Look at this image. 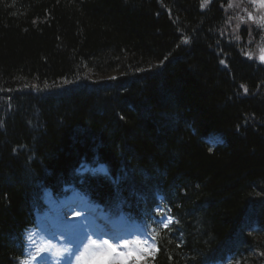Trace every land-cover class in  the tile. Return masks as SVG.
Listing matches in <instances>:
<instances>
[{"label":"trees","instance_id":"obj_1","mask_svg":"<svg viewBox=\"0 0 264 264\" xmlns=\"http://www.w3.org/2000/svg\"><path fill=\"white\" fill-rule=\"evenodd\" d=\"M229 3L0 0V264L81 161L110 169L81 188L111 211L164 197L177 222L143 264L264 263V44Z\"/></svg>","mask_w":264,"mask_h":264},{"label":"snow or ice","instance_id":"obj_2","mask_svg":"<svg viewBox=\"0 0 264 264\" xmlns=\"http://www.w3.org/2000/svg\"><path fill=\"white\" fill-rule=\"evenodd\" d=\"M205 2H206V0H205ZM259 3H260L261 7H264V0H259ZM245 91H246V89H245ZM95 171L103 172L104 174H107L106 169H104L103 167L96 169ZM165 220L170 221L171 218L165 217L164 219L161 220V224L163 225V227L167 228L168 224L165 223ZM117 243L120 247L125 248V249H129L132 244H135L136 246L131 248V250L127 253V255L132 256L134 254H138L141 251V248L145 242L141 241V240H135V241L123 240V241H119ZM90 244L95 246L98 249L101 247H106L107 252L101 253V255H108V254H115L116 256L123 255L122 253L118 252L117 245L112 244L107 239H102L101 243H97L96 240H91ZM147 250H148L147 248H143V251H147ZM76 251H79V249H77ZM81 264H95L94 258H91L87 255V248L85 249L84 258L81 260ZM110 264H126V262L124 260H117V259L113 258L110 261Z\"/></svg>","mask_w":264,"mask_h":264},{"label":"bare ground","instance_id":"obj_3","mask_svg":"<svg viewBox=\"0 0 264 264\" xmlns=\"http://www.w3.org/2000/svg\"><path fill=\"white\" fill-rule=\"evenodd\" d=\"M42 209V206L40 207L39 210ZM68 231L66 233L61 234V236L54 237L53 241L59 242V244L64 245L63 247L61 246L59 249L61 251H57V253L53 254L51 252L50 248L46 249L45 256L44 258L41 259L39 264H63L65 260L68 258L67 255L70 252V248L73 244L74 238L77 236L79 237L82 235L84 228L82 227V224L80 222L76 223H71V226H67ZM22 230L24 232L30 231V227L26 224ZM73 235H70V234ZM51 255L49 254V252ZM69 256V255H68ZM105 264L103 261L101 264Z\"/></svg>","mask_w":264,"mask_h":264},{"label":"rangeland","instance_id":"obj_4","mask_svg":"<svg viewBox=\"0 0 264 264\" xmlns=\"http://www.w3.org/2000/svg\"><path fill=\"white\" fill-rule=\"evenodd\" d=\"M261 16L264 17V12L261 13ZM263 63H264V59H263ZM114 73L107 77V78H111V77H114ZM39 235V239H40V242L37 246L34 247V251L37 253V254H40V253H43L47 248H50L51 249V252L53 254L57 253V244H59L58 242H55L53 244V248L52 246L50 245L51 244V240H45L43 239V236H41L40 234ZM61 245V244H60ZM107 252V249L106 248H102V250H100V248H96L95 246L93 245H89L87 246V255L91 258H94L95 260V264H101V261L103 260L106 264H110V261L113 259V257H111V254H108V255H101V253H105ZM84 254L85 252L83 253V255L81 256L82 258L78 261L77 264H81V260L84 258ZM115 259L117 260H124L126 261V257H116ZM34 264V263H33Z\"/></svg>","mask_w":264,"mask_h":264}]
</instances>
